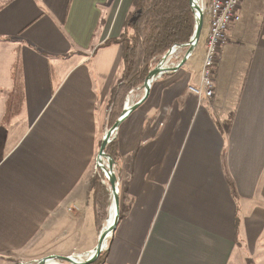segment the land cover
<instances>
[{
    "label": "crops",
    "instance_id": "obj_1",
    "mask_svg": "<svg viewBox=\"0 0 264 264\" xmlns=\"http://www.w3.org/2000/svg\"><path fill=\"white\" fill-rule=\"evenodd\" d=\"M133 2L0 0V264L96 246L89 179L124 72L121 45L105 43ZM238 15L211 99L188 90L206 12L185 64L117 128L119 219L103 264H264V0H241ZM16 79L23 102L6 122Z\"/></svg>",
    "mask_w": 264,
    "mask_h": 264
},
{
    "label": "trees",
    "instance_id": "obj_2",
    "mask_svg": "<svg viewBox=\"0 0 264 264\" xmlns=\"http://www.w3.org/2000/svg\"><path fill=\"white\" fill-rule=\"evenodd\" d=\"M194 30L195 19L189 0H134L122 35L117 40L105 43L121 45L124 61L123 76L109 102L108 129L119 118L127 95L142 86L148 72L170 49L186 44ZM22 102V88L16 79L6 101V122L19 114ZM105 153L116 164L114 140L106 147ZM103 180L100 170H96L89 179L97 236L103 229L102 224L107 218L110 204V193ZM105 254L104 250L93 264H103Z\"/></svg>",
    "mask_w": 264,
    "mask_h": 264
},
{
    "label": "water",
    "instance_id": "obj_3",
    "mask_svg": "<svg viewBox=\"0 0 264 264\" xmlns=\"http://www.w3.org/2000/svg\"><path fill=\"white\" fill-rule=\"evenodd\" d=\"M190 8L192 13L194 14L195 19V30L190 38V40L183 45L174 46V49L178 50H184V54L182 59L179 61V63L175 66L168 67L166 69H163V66L166 64V62L170 59L172 52L174 49H170L160 60L159 62L148 72V75L146 76L144 83L140 87V90L143 91V96L139 101H137L135 104L131 105L130 107H127V103H124L123 110L119 116V118L116 120V122L113 124V126L106 131L104 134L100 147L99 152L97 155V161L105 160L107 162V169H100L105 173L108 185H109V192H110V199H111V205L114 207V220L111 225L106 226L103 228L98 236L96 246L94 249L85 256V258L78 257V256H69V257H56L51 256L47 258H43L41 260L36 261L33 264H48L49 261L53 263L58 264H93L100 256V254L104 251L105 243L107 242V239L110 237V235L113 233L116 224L118 223L119 219V196H118V189H117V178L114 173V161L105 153L106 147L114 140V134L119 127V125L131 114L133 111H135L148 97L151 84L154 80L157 78L162 77L164 74H169L176 72L179 68H181L185 62L188 60V58L193 53L195 47L198 44L202 26H203V9L201 8L199 4V0H189ZM109 211V210H108ZM82 258V259H81Z\"/></svg>",
    "mask_w": 264,
    "mask_h": 264
},
{
    "label": "built area",
    "instance_id": "obj_4",
    "mask_svg": "<svg viewBox=\"0 0 264 264\" xmlns=\"http://www.w3.org/2000/svg\"><path fill=\"white\" fill-rule=\"evenodd\" d=\"M240 2L241 0H199L203 13L207 12L209 15V30L199 74V84L188 88L189 92L196 97H204L209 100L213 96L215 70L220 57V50L227 41L230 27L240 20L238 15ZM99 166L102 169H107V162L105 160L98 162L96 158L94 164V168L102 172L103 181L107 182L105 173Z\"/></svg>",
    "mask_w": 264,
    "mask_h": 264
},
{
    "label": "rangeland",
    "instance_id": "obj_5",
    "mask_svg": "<svg viewBox=\"0 0 264 264\" xmlns=\"http://www.w3.org/2000/svg\"><path fill=\"white\" fill-rule=\"evenodd\" d=\"M206 13V12H205ZM183 54H184V50H178V49H175V53L174 54H172L171 55V57H170V59L166 62V65L168 66V67H172V66H175V65H177L178 63H179V61L182 59V57H183ZM143 96V91L142 90H134L133 92H131L130 94H129V98H131V101L132 102H137V101H139L140 99H141V97ZM126 99H128V97L126 98ZM126 99H125V101H126ZM108 130V126H106V131ZM106 133V132H105ZM114 136H115V134H114ZM116 165V164H115ZM114 165V173H115V175H116V172H115V166ZM97 170H99V169H97ZM96 172V171H95ZM107 187H108V190H109V185H108V183L105 181H102ZM110 193V192H109ZM110 205V204H109ZM108 210H109V207H108ZM107 217H108V211H107ZM106 221H107V218H106V220L104 221V223L102 224V227L103 228H105L106 227ZM110 238V237H109ZM107 239V242H106V246H105V249L104 250H106V248H107V245H108V242H109V240L110 239ZM97 239H98V236H97Z\"/></svg>",
    "mask_w": 264,
    "mask_h": 264
},
{
    "label": "bare ground",
    "instance_id": "obj_6",
    "mask_svg": "<svg viewBox=\"0 0 264 264\" xmlns=\"http://www.w3.org/2000/svg\"><path fill=\"white\" fill-rule=\"evenodd\" d=\"M174 53H175V50H173L172 54H174ZM166 68H167V65L165 64L163 66V69H166ZM130 106H131V103H130V100L128 99L127 100V107H130ZM110 205H111V199H110ZM110 205H109V211H108L106 226L111 225L113 220H114V207H113V205L112 206H110ZM105 246H106V243H105L104 247ZM48 264H58V263H53V262L49 261Z\"/></svg>",
    "mask_w": 264,
    "mask_h": 264
}]
</instances>
